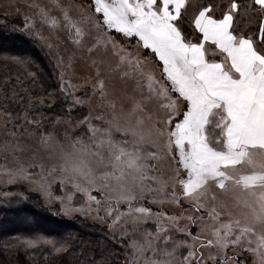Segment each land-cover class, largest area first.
<instances>
[{"label": "snow or ice", "instance_id": "snow-or-ice-1", "mask_svg": "<svg viewBox=\"0 0 264 264\" xmlns=\"http://www.w3.org/2000/svg\"><path fill=\"white\" fill-rule=\"evenodd\" d=\"M27 7L34 11L12 32L40 36L52 49L42 34L47 28L71 45L57 59L69 113L94 101L101 111L76 125L69 116L72 131L61 134L34 111L52 107L45 96L22 87L25 103L5 77L0 147L17 158L2 169L7 182L31 181L50 197L48 178L55 177L65 214L83 211L70 207L75 193L99 213L95 191L109 201L110 228L123 220L135 232L155 217V231L126 246L137 262L247 264L239 258L246 252L264 264V0H33ZM14 105L23 112L14 113ZM24 153L30 165L20 159ZM148 198L160 205L157 212L140 203ZM165 204L182 210L169 215ZM22 243L48 244L57 253L66 247L43 237Z\"/></svg>", "mask_w": 264, "mask_h": 264}, {"label": "trees", "instance_id": "trees-1", "mask_svg": "<svg viewBox=\"0 0 264 264\" xmlns=\"http://www.w3.org/2000/svg\"><path fill=\"white\" fill-rule=\"evenodd\" d=\"M5 21L0 23V87H4V78L8 77V87L15 85L20 95L25 96V103L27 98L22 87L28 88L33 96L44 95L45 105H52L51 108L34 111H43L44 116L59 113L63 107L60 106L53 62L43 48L20 32L11 31L15 20L6 18ZM13 56L24 59L26 63L17 64L10 59ZM17 77L22 85L17 84ZM11 107L14 113L24 110L19 105ZM6 189H17L23 196L0 199V227L10 226L9 230L0 231V264H94L102 257L108 264H120L126 259L129 250L122 241V246L117 243L118 239L108 225L77 215L66 218L58 212V207L44 206L38 194L23 185ZM21 214H24L20 220L22 224L15 225L12 217ZM36 237L53 239L57 246L64 244L65 250L57 253L48 244L28 248L22 243L25 238Z\"/></svg>", "mask_w": 264, "mask_h": 264}, {"label": "rangeland", "instance_id": "rangeland-1", "mask_svg": "<svg viewBox=\"0 0 264 264\" xmlns=\"http://www.w3.org/2000/svg\"><path fill=\"white\" fill-rule=\"evenodd\" d=\"M31 2H33V0H0V23H5L6 18L10 19V20H15L14 28L23 29L24 24H25V15H30L31 12L34 11V9H29L27 7V5ZM36 2L47 4L49 2V0H36ZM78 2H83V0H78ZM1 17H3V19ZM36 27L39 29V28H41V25L39 23H37ZM42 34L44 37H47L51 40V42L54 45V47L52 49H49L47 47V43L44 40H41L40 36H37L35 34H31V35L22 34V35L25 38H28L32 42L36 43L41 48H43V50L46 52V54L50 57L51 61L54 64V68H55L54 69V78L56 81V87H57V91H58L59 100L61 102L60 106L63 107V110L62 111L60 110L59 113L57 112L54 114L46 115L45 116L46 119L44 121V127L51 129L53 126H55L56 129L61 134L66 129L69 132H71L72 129L68 128V123H67L69 120V116L71 117V123L73 125H76L77 122L79 120L83 119V116L88 115L90 111H91V114L93 116H95L97 113H99L101 111V109L95 107V101H94L91 108L88 105L76 106L69 113V104L71 103V97H69L68 100L66 101L64 96L61 95V93L59 91V88H60L59 76H60L61 69L59 67H57V59L60 55H63L66 58L67 55H69L71 50H72L71 45L62 33L59 34V39H57L56 37L51 36V34L47 28H43ZM132 43L134 44L135 41H132ZM56 44H59V49H57L55 47ZM144 54L146 55L147 52L145 51ZM150 66L152 67L153 70H155L156 64L154 62L150 61ZM72 82L78 83L79 82L78 77L73 76ZM88 91L90 92V89H88ZM76 94L80 95V96L84 95V93L81 91H77ZM49 103L50 102H48V104ZM57 117L60 118L59 123H57ZM76 134L80 135L81 130L77 129ZM2 138L4 139L5 137H4L3 131L0 130V139H2ZM117 138H119L118 135H117ZM16 159L17 158L11 154L10 149L5 150V148L0 147V199H1V197L2 198L3 197L12 198L13 196H19V197L23 196V193L21 191H17V189H16V191H8L6 189L8 187L15 186V185H23L30 192L38 194V196L41 198L44 206L58 207V212L66 218H73L77 215V216H81V217H83L89 221H94V222L109 226V224L111 223V218H109L105 212V208L109 204V201L105 197H102L99 193H97L95 191H93L92 194L97 196V199L101 200L99 213H97L96 205L94 203L92 204L91 211H89V207H88V204L86 202L85 197L80 193H75L73 202L70 205V207L71 208H82L83 211H71L68 214H65L64 212L61 211V205H60L59 201H57L55 199V197L65 194V192H63L61 190L60 185L55 182V179H56L55 177H49L48 178L49 181L51 182V196L50 197H46L45 194L40 190V188L36 184L32 183L31 181L17 180L15 182L9 184L7 182V176H5L3 174L2 169L4 167H8V168L13 167L16 163ZM20 159L24 160L26 166L30 165L33 162L29 153L22 154ZM37 171H39V169H37ZM65 189L67 192H73L74 191L70 187V185H67V184L65 185ZM149 199L150 198L144 199L143 201H140V203L143 204L145 207L151 208L153 213L157 212L160 209V205L150 203ZM112 203H113V206L115 207L114 202H112ZM124 207H125L124 205H121V210H123ZM183 207L186 209L188 207V205L184 204ZM163 209L165 211H167V213L169 215H172V214L178 215L182 210L180 207H177V206L172 205V204L163 205ZM115 215H116V213L114 211L113 217ZM22 216H24V214L23 215L21 214V216H16V218L12 217L13 223L15 225L22 224L20 221L22 219L21 218ZM100 217H103V219H101ZM181 223L183 224L185 222L181 221ZM155 228H156L155 217H152V218L147 219V221L143 224L142 228H138L137 231H135V232L130 230L131 229L130 224L127 227H125L123 220H121L118 224H116L112 228H110V230L114 235H116V238L118 239L117 240L118 244H120L122 246L123 245L122 242H123V243H125L124 245L127 246L129 244V242L132 241L133 239H137V240L141 239V233L143 231H153L154 232ZM9 229H10L9 225L0 227L1 232H5L6 230H9ZM51 231L53 232V231H55V229H52ZM122 232L126 233L123 237L121 236ZM192 232L195 234L196 229L192 228ZM176 235H177V238H179V239L183 238V237L179 236V234H176ZM126 249L129 250L127 257L120 264H126V260L131 259V256H130L131 249L130 248H126ZM205 254H207V250H206ZM229 255H232L231 251L229 252ZM239 258L240 259L247 258V264H253V257L249 253H246V252L242 253L239 256ZM131 264H144V261L142 258L139 259L138 262L135 259H131Z\"/></svg>", "mask_w": 264, "mask_h": 264}]
</instances>
